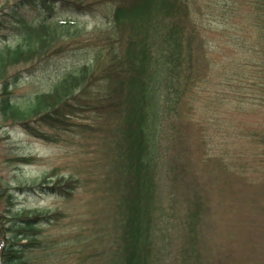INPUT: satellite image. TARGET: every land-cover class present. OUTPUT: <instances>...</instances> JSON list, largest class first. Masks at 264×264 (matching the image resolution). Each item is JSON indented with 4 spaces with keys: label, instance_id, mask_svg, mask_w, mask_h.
Masks as SVG:
<instances>
[{
    "label": "trees",
    "instance_id": "1",
    "mask_svg": "<svg viewBox=\"0 0 264 264\" xmlns=\"http://www.w3.org/2000/svg\"><path fill=\"white\" fill-rule=\"evenodd\" d=\"M56 3L78 12L109 3V25L96 28L103 36L88 40L83 61L48 92L16 101L9 68L49 57L67 34L80 36L74 19L54 21ZM28 7L46 15L31 22L23 12ZM13 8L0 17V28L15 18L23 31L13 44L0 45V115L48 140L35 122L65 129L80 112L103 115L106 179L115 173L122 197L110 203L107 195L104 216L94 217L93 227H102L98 245L60 251L44 231L63 215L15 209L13 193L0 184L8 210L0 213V264H66L67 257L71 264H247L230 252L233 232H216L215 189L188 165L183 130L194 124L191 111L208 91L232 103L233 112L264 103V0H14ZM257 134L264 145V132ZM230 166L221 168L237 175ZM59 181L46 188L70 197L79 185L72 176ZM37 187L45 189L40 183L27 190Z\"/></svg>",
    "mask_w": 264,
    "mask_h": 264
},
{
    "label": "rangeland",
    "instance_id": "2",
    "mask_svg": "<svg viewBox=\"0 0 264 264\" xmlns=\"http://www.w3.org/2000/svg\"><path fill=\"white\" fill-rule=\"evenodd\" d=\"M13 3L14 0H0V17L4 13L9 16L15 11ZM109 5L94 4L91 10L78 12L56 3L54 21L66 17L74 19L80 36L72 32L73 35L61 37V45L51 47V51H55L49 53L47 58L34 57L28 62L13 64L7 72L8 80L12 82L13 99L17 101L39 92H48L66 71L82 62L81 52L86 44L91 43L88 40L94 41L103 36L95 31L96 28L105 29L109 25ZM23 12L31 22H37L46 15L37 7L24 8ZM15 20H3L5 25L2 23L0 28V45L13 44L23 31ZM211 27L216 28L214 24ZM58 39H54L56 45ZM1 87L0 84V91ZM213 96L210 91L203 96L197 108L191 111L194 124L184 127L186 144L190 150L186 161L193 170H202L201 178L204 182L213 183L215 190L211 196L215 212L219 209L216 232L219 227L225 228L219 231V235L226 232L227 228L233 232L228 246L231 254L243 258L247 264H262L264 145L257 143L256 139L257 133L264 132V103L255 106L246 103L244 107L250 110L238 113L229 111L234 109L232 103L222 102L226 99H214ZM70 119L71 124H65V129L35 122L34 125L51 137L48 140L27 132L17 122L3 120L0 115V184H7L13 193L12 206L15 209H48L63 215L55 224L46 226L48 230L44 231V234H50V238H53L54 245L62 247L60 251H74L86 244L90 247L98 245L99 241L94 238L102 227H93V219L97 217L100 221L104 216L109 196L110 203L113 198L122 197L114 184L115 173L109 171L106 179L107 150L102 139L106 121L103 115L85 111L72 115ZM23 157H29L31 162H19ZM217 162L220 164L217 165ZM224 163L232 165L231 168L235 167L238 174L229 173L231 170L225 172L221 168ZM206 168L208 173L203 172ZM209 170L212 173L209 174ZM213 170L218 175L213 174ZM71 176L79 185L70 197L46 188V185H53L59 180L62 183ZM246 177L248 180H244ZM40 183L42 187L45 186L44 190L38 187L27 190L29 186L36 187ZM120 184L123 186V182ZM232 205L237 206V210ZM7 212L4 201L0 199V213ZM99 236L103 239L107 237ZM71 259L67 257L63 262L71 264Z\"/></svg>",
    "mask_w": 264,
    "mask_h": 264
}]
</instances>
